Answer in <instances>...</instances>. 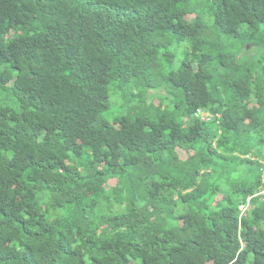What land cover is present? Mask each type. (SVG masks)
Masks as SVG:
<instances>
[{"label": "trees", "instance_id": "16d2710c", "mask_svg": "<svg viewBox=\"0 0 264 264\" xmlns=\"http://www.w3.org/2000/svg\"><path fill=\"white\" fill-rule=\"evenodd\" d=\"M3 92L0 264H264V0H0Z\"/></svg>", "mask_w": 264, "mask_h": 264}, {"label": "rangeland", "instance_id": "374dc122", "mask_svg": "<svg viewBox=\"0 0 264 264\" xmlns=\"http://www.w3.org/2000/svg\"><path fill=\"white\" fill-rule=\"evenodd\" d=\"M184 46L181 44L178 46V51H177V57L180 58L183 54L182 50H183ZM259 53V51L254 48L253 46H249L247 48V50H243L240 52V59L244 60L247 58H252L254 56H257ZM2 102L8 103V104H14V101L12 99H10L9 95H7L6 92H3L2 94ZM165 96V93L161 90L158 91H150L149 94L147 95L148 97V101L153 98H157L158 96ZM118 98H117V94L114 92L113 90V86H110V99H109V107L108 109L104 112V117L108 118L112 121L113 118H115L116 116H118L119 114H121L124 110L123 107L121 106L120 103L117 102ZM199 115H204L203 113H199ZM207 116V115H206ZM183 158V157H182ZM174 162H176V164L180 163L179 160H173Z\"/></svg>", "mask_w": 264, "mask_h": 264}]
</instances>
